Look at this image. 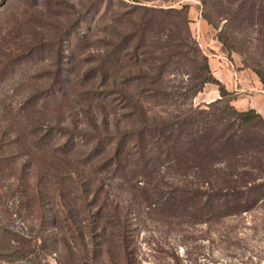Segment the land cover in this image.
<instances>
[{
    "label": "rangeland",
    "instance_id": "obj_1",
    "mask_svg": "<svg viewBox=\"0 0 264 264\" xmlns=\"http://www.w3.org/2000/svg\"><path fill=\"white\" fill-rule=\"evenodd\" d=\"M212 55L264 91V0H0V264H264V127L210 169L153 161L121 178L110 145L92 153L105 126L138 128L136 108L150 124L210 111L217 85L191 94ZM251 91L215 108L245 111ZM240 173L252 209L207 212Z\"/></svg>",
    "mask_w": 264,
    "mask_h": 264
},
{
    "label": "trees",
    "instance_id": "obj_2",
    "mask_svg": "<svg viewBox=\"0 0 264 264\" xmlns=\"http://www.w3.org/2000/svg\"><path fill=\"white\" fill-rule=\"evenodd\" d=\"M131 1L140 2V0ZM148 10L164 14L179 13V11L170 8L165 10ZM201 59L205 74L201 76L199 85L195 87L191 97L200 92L205 83H212L218 87L221 97L218 103H221L220 101L233 93L227 91L225 86L212 75L207 58L201 57ZM127 101L129 102V106L135 108L131 102V98H128ZM218 103L207 106L206 109L210 111L204 109L193 110L189 106L187 112L176 116L169 115L156 124H150L147 112L141 108H136L134 116H137L138 128L134 131L128 130L114 135L105 126L104 137L98 133L95 136L93 135L94 142H96L92 150L93 156L97 157L101 155L106 145H110V158L105 163L110 164L109 166L113 168L114 174L123 178L126 169L129 167L134 170L139 168L140 171H143L153 161L166 163L172 167L181 163L186 164L188 162L189 164V158L193 160L196 157L210 169L211 166L214 167V164L218 162L222 164L225 161L230 162L234 158L236 159L237 154L250 153V148L248 147L250 145L248 144L250 142V130L254 126L264 127L263 117L253 109L237 111L232 107L230 108L227 103H225L223 109H217L215 107ZM217 112L218 114H216ZM94 129L98 132L96 127ZM80 134L85 136L81 132H78L76 135ZM154 138L155 141L152 142ZM103 140H107L109 143L104 144ZM127 141L134 142L133 156L137 155V158L131 162ZM73 144L74 141L71 134L67 137L63 147L65 149L67 145ZM247 158H250L249 154ZM244 176L245 174L240 173V183L232 191L227 190V193L220 194L218 192L207 195L203 203L205 208L206 206L208 207L207 212L213 207L216 208L215 213L224 215L250 211L252 206H250L249 200L253 192L252 182L254 180L242 181Z\"/></svg>",
    "mask_w": 264,
    "mask_h": 264
},
{
    "label": "crops",
    "instance_id": "obj_3",
    "mask_svg": "<svg viewBox=\"0 0 264 264\" xmlns=\"http://www.w3.org/2000/svg\"><path fill=\"white\" fill-rule=\"evenodd\" d=\"M218 47H215V50L218 52ZM208 65L210 68V71L212 75L220 81L226 88L227 91L229 92H245L247 90H254L251 91L250 93L252 94L247 98L246 105L241 106L242 110H248V109H253L255 110L258 114H260L263 119H264V91L259 88V86H248L245 87H238L237 82L233 81V77L231 72L228 70V67L226 66V62L221 59L220 56L217 55H212V58L208 60ZM241 82V81H240ZM239 82V84H240Z\"/></svg>",
    "mask_w": 264,
    "mask_h": 264
}]
</instances>
